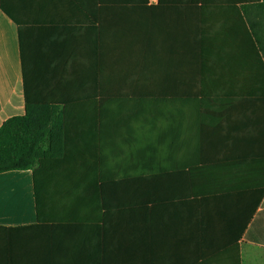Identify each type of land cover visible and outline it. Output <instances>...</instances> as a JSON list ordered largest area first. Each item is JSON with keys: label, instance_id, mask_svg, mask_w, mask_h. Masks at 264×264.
Instances as JSON below:
<instances>
[{"label": "crops", "instance_id": "crops-1", "mask_svg": "<svg viewBox=\"0 0 264 264\" xmlns=\"http://www.w3.org/2000/svg\"><path fill=\"white\" fill-rule=\"evenodd\" d=\"M249 4L0 0V127L63 113L61 157L0 173V264H264Z\"/></svg>", "mask_w": 264, "mask_h": 264}, {"label": "trees", "instance_id": "trees-1", "mask_svg": "<svg viewBox=\"0 0 264 264\" xmlns=\"http://www.w3.org/2000/svg\"><path fill=\"white\" fill-rule=\"evenodd\" d=\"M256 6L264 11V0H250V4L243 7L245 14L249 13L248 10L251 12L249 19L253 29L252 10ZM253 34L257 39L256 30ZM62 118L59 107L27 100L25 114L7 119L0 127V173L35 171L45 160L61 157L62 154L57 152L62 147ZM263 214L255 217L247 233V239L261 244H264V235L260 234L257 227Z\"/></svg>", "mask_w": 264, "mask_h": 264}, {"label": "rangeland", "instance_id": "rangeland-1", "mask_svg": "<svg viewBox=\"0 0 264 264\" xmlns=\"http://www.w3.org/2000/svg\"><path fill=\"white\" fill-rule=\"evenodd\" d=\"M263 12L264 11L257 6L252 10L253 24L255 29L259 31V36L264 33V29H262L264 28V15L262 14Z\"/></svg>", "mask_w": 264, "mask_h": 264}]
</instances>
